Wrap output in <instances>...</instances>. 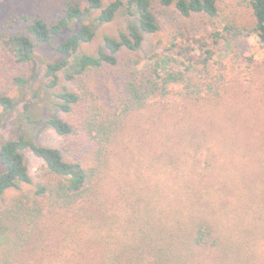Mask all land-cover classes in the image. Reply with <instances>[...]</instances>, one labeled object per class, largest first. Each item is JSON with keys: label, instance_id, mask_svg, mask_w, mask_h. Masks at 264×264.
Instances as JSON below:
<instances>
[{"label": "trees", "instance_id": "obj_1", "mask_svg": "<svg viewBox=\"0 0 264 264\" xmlns=\"http://www.w3.org/2000/svg\"><path fill=\"white\" fill-rule=\"evenodd\" d=\"M161 2L174 4L183 15L219 14V0ZM246 2L252 26L237 27L226 21L216 26L215 42L234 40L235 34L247 30L264 46V0ZM120 14L135 15L136 22L129 21L118 37L105 35L98 53L76 56L102 25ZM3 27L13 31L0 36V48L23 64L34 59L39 44L60 38L55 47L58 58L45 63V88L59 87L64 73L68 84L79 82L86 89L62 86L54 94L52 113L46 111L39 118L30 102L25 103L16 120L17 134L0 143L5 168L0 174V198L9 188L32 183L23 154L26 149L41 158L48 171L47 181L36 185L31 206L26 209L18 202L1 217L14 225L7 224L5 232L0 228L13 239L2 241L6 247L0 246V264H204L201 259L207 257L213 264L264 262L260 260L264 257V181L253 180L229 196L223 185L215 189L207 185L214 165L204 156L206 140L200 134H185L177 149L161 151L136 149L128 136L132 120L151 109L157 98L170 94L172 84H181L191 102L199 101L203 92L220 97L225 65L217 62L214 72L215 63H188L186 55L181 62L190 73L171 70L162 75L160 62L143 72L127 62L124 55L142 47L144 34L159 29L152 0H87L84 5L67 1L63 14L53 22L14 14ZM207 53L211 57V51ZM170 61L177 59L172 56ZM105 67L122 68L118 85L107 98L89 89L84 80L90 71ZM14 83L30 87L24 76L15 77ZM34 96L39 98L38 89ZM0 106L11 112L17 104L0 94ZM73 113H79L78 118L72 120ZM26 123L32 128L44 123L59 135L83 139L93 148L91 164L69 162L60 149L37 143L30 127L24 128ZM104 183L117 187L115 197L106 196ZM47 216L53 229L61 232L58 240L40 238V225ZM24 227L28 236L35 229L33 241L25 239Z\"/></svg>", "mask_w": 264, "mask_h": 264}, {"label": "rangeland", "instance_id": "obj_2", "mask_svg": "<svg viewBox=\"0 0 264 264\" xmlns=\"http://www.w3.org/2000/svg\"><path fill=\"white\" fill-rule=\"evenodd\" d=\"M67 1L82 5L87 2V0H0V36L13 31L11 28L5 29L3 25L14 14H26L30 18L40 16L48 22H53L63 14ZM152 8L157 16L159 29L154 33L144 34L142 47L137 51H128L124 55L127 62L135 65L140 72L145 71L150 65H159L160 62L159 72L162 75L171 70L190 73L185 71V66L181 62L186 61L187 55L188 63L206 61L215 63L214 72L217 71V62L222 63L226 67L224 70L226 80L221 87L220 97L206 95V92H203L205 96L196 102H191L187 98L181 84L170 85V94L163 100L155 98L151 109L142 115L138 114L132 120L128 136L134 147L136 149L148 147L156 151L177 149L183 135L197 133L205 138L204 156L210 157L214 165L213 172L207 179V185L211 189L223 185V192L233 196L237 190L246 187L253 180L260 179L263 182L264 46L256 34L247 30L235 34L234 40L222 38L215 42L213 37L216 26L223 25L226 21L237 27H242V24L252 26L253 15L246 0H219V14L216 17L206 13L183 15L174 4L165 5L161 0H152ZM129 21L136 22V16L120 14L112 22L102 25L94 40L83 44L76 56L82 53H98L104 44L105 35L118 37L121 31L126 30ZM60 40L55 38L49 44H39L34 59L26 64L16 61L12 55L0 48V94L8 95L17 104L16 109L11 112L4 111L0 106V143L17 134L16 120L25 103L30 102L34 114L39 118L46 111L52 113L51 107L56 100L54 94L62 86L68 85L77 91L86 89L80 86L79 82L68 84L64 73L60 74L59 87L52 90L45 88L44 85L48 82L45 77V63L58 58L55 47ZM208 50L212 53L211 57L207 53ZM172 56L177 59L173 64L170 61ZM75 57H72V62L75 61ZM17 76L28 78L30 87H18L14 83ZM121 76L122 68L105 67L98 72L90 71L84 80L89 89L98 90L107 98L116 89ZM36 89L39 90V98L34 96ZM156 101L159 103H155ZM78 115L79 113H73L66 117L70 116L74 120ZM24 128H29L37 143L60 149L65 160L69 162L82 160L85 165L91 164L93 148L83 139L74 135H59L44 123H38L34 128L26 123ZM23 154L32 183H20L19 188H9L0 198V228L3 232L4 227L7 224L14 225V221L8 220L7 223L1 217L10 214L9 211L16 207L18 202L23 203L22 206L26 209L31 206L36 198L37 183L47 181L48 178L47 167L41 158L30 149H26ZM4 170L0 159V174ZM220 181L222 183L218 185ZM103 188L106 196H116L117 187L112 183H104ZM40 226L42 227L40 238L43 237V241H55L61 237L60 230L53 229V222L48 216ZM1 229L0 246L6 247L2 241L13 239L5 236ZM22 230L25 232V239L34 240L35 229L32 235L29 233L31 238L25 227ZM27 260L32 262L30 257ZM260 260H264V257ZM201 261L204 264H213L209 257L202 258Z\"/></svg>", "mask_w": 264, "mask_h": 264}]
</instances>
